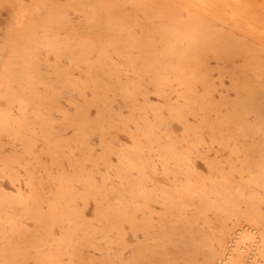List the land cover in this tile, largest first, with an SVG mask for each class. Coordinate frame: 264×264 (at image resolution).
Segmentation results:
<instances>
[{
    "label": "rangeland",
    "instance_id": "1",
    "mask_svg": "<svg viewBox=\"0 0 264 264\" xmlns=\"http://www.w3.org/2000/svg\"><path fill=\"white\" fill-rule=\"evenodd\" d=\"M154 26L178 30L171 62L155 59L160 38L132 45ZM5 30L2 39L33 45L37 58L29 71L14 66L0 127L17 126L30 108L21 139L6 145L17 154L23 141L46 147L61 120L49 109L70 117L78 106L86 124L57 131L69 141L58 167L42 154L36 176L62 167L65 178L42 184L37 197L21 164L0 169V264H127L121 218L139 186L156 192V230L164 193L183 200L173 219L193 220L194 234L210 241L247 225L236 217L250 202L264 216V0H0ZM88 38L97 45L82 46L79 75L70 51ZM78 76L80 91L71 84ZM171 146L190 160L164 154ZM149 247L148 264H186L182 242Z\"/></svg>",
    "mask_w": 264,
    "mask_h": 264
},
{
    "label": "bare ground",
    "instance_id": "2",
    "mask_svg": "<svg viewBox=\"0 0 264 264\" xmlns=\"http://www.w3.org/2000/svg\"><path fill=\"white\" fill-rule=\"evenodd\" d=\"M8 30L0 31V110L5 102L6 91L9 83L14 77V66L17 63H22L26 71H29L33 63L37 61L36 54L34 53L33 45H19L9 43L7 37ZM155 38H160L163 41V47L161 51L157 52L155 59L158 63L163 61V58L168 57V60L174 58L173 47L177 45L178 30L176 27L166 26L159 27L154 26L150 30H145L141 34L134 35L132 45H142L148 47L152 45ZM83 45H97L93 38H88L83 44L73 45L71 52L72 59L75 60L76 67L79 69L80 63L84 57H82ZM72 45H65V48H69ZM170 66V63H168ZM18 69V68H17ZM97 74H104L103 69L99 71H92ZM91 72V73H92ZM29 73V72H28ZM28 77V75H27ZM93 76H90V79ZM26 80V79H25ZM35 81L30 83L35 86ZM16 84V83H15ZM71 84L75 86L76 91H80L82 82L80 76L71 81ZM23 89V88H22ZM55 94V93H54ZM253 100L252 98H250ZM30 106L26 104L21 112L20 122L17 126L13 127H0V169H3L4 173L9 172L13 162H17L24 167L25 185L30 188L32 193H37L41 189V185L47 181H51V185H55L57 181L64 180L65 173L62 167L55 174H52V170L44 168V180L40 182L36 176V170L39 169V162L42 154H46L48 158H51L53 167H58V160L62 158L64 148L69 141H66L64 134H58L57 131L71 126L75 133H77L83 124H86V117L80 107H76V112L72 116L66 115L65 110L61 111V114H55L49 109L48 117L57 116L61 120H57V125L52 130V138L47 140V146L44 148H36L35 141L20 142L22 146L21 154H17V150L13 145H16L17 140L21 139V133L23 132V121L25 115ZM235 108H241V104L236 103ZM105 118L100 117V121ZM53 124V122H52ZM82 141V135L78 137ZM4 141L13 144L8 147ZM9 148V151L8 148ZM15 152V155H11ZM164 154L172 156L176 161L180 163H187L190 160L191 152L189 150L179 152L174 147H168ZM28 155V156H27ZM33 162V164H31ZM213 169L217 168L213 164L210 165ZM187 168L193 170V164L188 163ZM87 184H90L87 183ZM137 185L139 183L137 181ZM134 186V182H133ZM187 189V186L183 187ZM156 192L154 190H148L144 187H135L131 190L130 198L128 200V213L125 217H122V221H127L130 229L129 241L131 244H127L129 248L130 256L127 264H148V252H156L150 245H157L164 248L165 241L173 240L186 244L183 252L186 254V264H259L264 262V216L260 211H257V207L253 202L246 204L247 209L242 216L236 218H244L248 223L242 228H237L235 234L231 236L232 228H222L220 234L215 238V241H210L207 236H196L194 229L190 228V225L194 223L193 220L173 219L179 212V205L183 201L180 198L173 196H166L164 193V201L160 202L159 208L161 209L159 219L161 220L159 230H156V224L153 221L152 208L154 203L151 201ZM141 201L144 204L137 205L136 202ZM149 211V212H148ZM141 212V214H139ZM170 214V216H166ZM166 216V217H165ZM238 220V219H237ZM153 239V244H148V241ZM119 242L123 245L125 241L119 239ZM251 244V245H250ZM181 247V246H180ZM249 248V255L247 251ZM201 260V261H200ZM200 261V262H199ZM159 264H164L160 261ZM264 264V263H263Z\"/></svg>",
    "mask_w": 264,
    "mask_h": 264
}]
</instances>
